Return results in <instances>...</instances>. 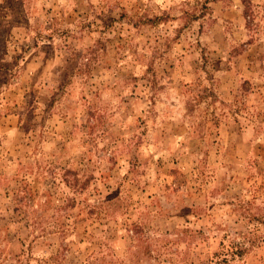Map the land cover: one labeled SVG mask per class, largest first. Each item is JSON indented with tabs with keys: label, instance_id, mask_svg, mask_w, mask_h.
Instances as JSON below:
<instances>
[{
	"label": "rangeland",
	"instance_id": "rangeland-1",
	"mask_svg": "<svg viewBox=\"0 0 264 264\" xmlns=\"http://www.w3.org/2000/svg\"><path fill=\"white\" fill-rule=\"evenodd\" d=\"M0 264H264V0H0Z\"/></svg>",
	"mask_w": 264,
	"mask_h": 264
},
{
	"label": "trees",
	"instance_id": "trees-1",
	"mask_svg": "<svg viewBox=\"0 0 264 264\" xmlns=\"http://www.w3.org/2000/svg\"><path fill=\"white\" fill-rule=\"evenodd\" d=\"M245 242H243L242 244L239 243V255H242L246 250H248V248L246 247V245L244 244ZM238 250V249H237ZM227 260H223V262H226Z\"/></svg>",
	"mask_w": 264,
	"mask_h": 264
}]
</instances>
